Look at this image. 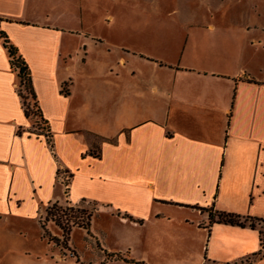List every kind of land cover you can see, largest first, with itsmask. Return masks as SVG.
I'll return each instance as SVG.
<instances>
[{"label":"crops","instance_id":"obj_1","mask_svg":"<svg viewBox=\"0 0 264 264\" xmlns=\"http://www.w3.org/2000/svg\"><path fill=\"white\" fill-rule=\"evenodd\" d=\"M226 1L103 39L60 24L53 1L0 0L53 139L29 134L0 37V264H264V7ZM54 203L96 206L89 259L45 236Z\"/></svg>","mask_w":264,"mask_h":264},{"label":"rangeland","instance_id":"obj_2","mask_svg":"<svg viewBox=\"0 0 264 264\" xmlns=\"http://www.w3.org/2000/svg\"><path fill=\"white\" fill-rule=\"evenodd\" d=\"M52 1L56 8L61 7L66 11L65 16L54 18L55 20H58L60 24L68 28L77 29L80 32L85 31L88 34H93L96 37L103 39L108 38V36L110 37L111 35H116V39H120L119 33H148L150 31H158V26L156 24L148 22L147 18H149V16H157L173 21H179L182 19L181 14L189 12L188 7L190 6H193V11L189 12V14H192L193 12L194 15L197 13L199 15L207 16L209 6L215 2V0H117V3L114 4V0H43V3L51 4ZM228 1H226L225 6L238 7L242 5L239 4V0ZM255 4L256 6L261 4L262 7H264V0H255ZM222 5L224 6V4ZM112 14L115 15L113 19L109 18ZM169 27L171 26H168V28ZM22 92L27 98L26 103L32 104L30 96L28 95L29 93L25 87H22ZM34 119L36 118L34 117ZM35 129L37 130V128H32L31 130L35 131ZM94 152L97 153V150H94ZM63 179L68 181L69 176L64 175ZM52 205L45 208L43 220L41 222L48 235L52 237L53 233L49 230L48 226L56 225L53 219L56 217L59 220L62 215L64 216L63 219L65 216L72 215L74 217L73 220L75 219L76 222H82L83 224L90 223V226L94 221V229L105 223L104 220L101 221L98 220V218L95 219V212H93V210L96 206L92 203L78 207ZM46 210L49 212L48 215ZM53 213H55V216ZM64 220L66 221V219ZM255 224L260 229L262 238L264 239V222L259 220L255 221ZM74 229L71 231L72 241L77 248L84 251L85 256L89 259L92 253H89L88 250H86L85 242L83 244V237L88 235V230L84 228ZM88 233L95 235L92 231H89ZM88 237L90 238L89 235ZM55 238L59 239V237L56 236ZM63 238L59 240L62 242ZM63 248L70 249V251H66L68 254L70 252H72V254L76 253L75 250L69 247L68 243L66 244V247ZM71 258L72 257L68 258V262H73Z\"/></svg>","mask_w":264,"mask_h":264},{"label":"trees","instance_id":"obj_3","mask_svg":"<svg viewBox=\"0 0 264 264\" xmlns=\"http://www.w3.org/2000/svg\"><path fill=\"white\" fill-rule=\"evenodd\" d=\"M0 37L3 39L4 42V47L7 49L8 54L11 58V67L14 71L17 72L18 77H19V95L22 98L23 101V105H24V113L28 118H31L34 120V127L37 128V130L35 131H30L29 134H36L37 136L39 135H43V137H45L47 139V143L50 145L51 148H53V139H52V134L50 132L49 129V124L47 123V121L43 118V115L41 113V108L37 102L36 99V91L34 89L33 83H32V75H31V71L29 69V65L27 64L26 59L20 54L19 50L17 47H15V45L11 42L10 38L8 37V35L2 31L0 29ZM22 87H25L26 90L28 91V95L30 96V99L32 101V104H28L26 103V97L23 95L22 92ZM34 117L36 119H34ZM92 154H95L94 149L91 151ZM60 174H62L61 171H58V175L60 176ZM65 181V180H64ZM65 185L67 186V190H68V186H69V180L64 182ZM67 190H65V193H67ZM57 203H54V205L52 206H57ZM82 204L78 205V206H82ZM62 206V205H59ZM78 206H73V207H78ZM86 206V205H85ZM68 207H72V206H68ZM95 207V206H94ZM52 208V207H51ZM49 210V209H48ZM48 210H46L47 215L49 214ZM57 212V211H56ZM55 212V213H56ZM93 212H95L96 216V208H94ZM55 213H53V215L55 216ZM63 215L62 217L59 218H54L53 220L55 221V224L63 230V241L61 242L59 239H56L54 236H50L48 235L43 223H42V227L45 230V236L50 240L55 242L57 245H62L63 247H66L67 241L70 238L71 235V231L74 228H84L87 229L88 232L90 231V223H86L83 224L82 222H76V220H73V216H65L64 219H66V221L63 219ZM211 219V223L212 222H227V223H231L233 225L237 224V225H242L243 223L240 221V217L239 215H232L231 213H220L219 214V218L216 220L214 214L211 213L210 216ZM262 220V219H260ZM252 227H255V224H251ZM262 244H263V248H264V239L262 238ZM264 255V254H263ZM106 259H113V258H120L119 254L116 253H112V254H106L105 255ZM143 264V263H140Z\"/></svg>","mask_w":264,"mask_h":264}]
</instances>
